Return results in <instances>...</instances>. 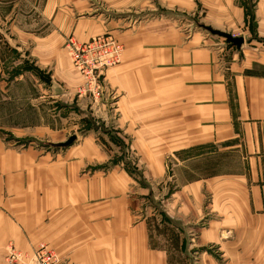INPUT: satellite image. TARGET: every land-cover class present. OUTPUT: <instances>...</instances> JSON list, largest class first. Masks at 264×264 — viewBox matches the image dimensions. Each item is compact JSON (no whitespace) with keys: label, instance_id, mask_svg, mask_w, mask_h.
<instances>
[{"label":"crops","instance_id":"0c3cea01","mask_svg":"<svg viewBox=\"0 0 264 264\" xmlns=\"http://www.w3.org/2000/svg\"><path fill=\"white\" fill-rule=\"evenodd\" d=\"M73 1L47 0L35 33L0 18V264L10 243H46L68 264H264V0L252 13L250 0H146L157 18L106 27ZM173 11L191 16L188 32ZM102 30L124 54L93 105L63 45ZM84 109L115 142L80 136L69 120ZM72 135L63 151L39 146ZM122 145L140 157L133 171L111 159ZM158 165L159 178L139 174Z\"/></svg>","mask_w":264,"mask_h":264},{"label":"rangeland","instance_id":"374dc122","mask_svg":"<svg viewBox=\"0 0 264 264\" xmlns=\"http://www.w3.org/2000/svg\"><path fill=\"white\" fill-rule=\"evenodd\" d=\"M46 1L47 0H0V18H3V17L10 18V20H11L10 23H11L12 27L19 28L21 30V32L35 33L36 28L40 27V25H41L42 9H43L42 6L45 4ZM79 1L84 2V5L89 8L88 12H84V13H88L87 17L98 18L99 15H102L101 20H100V24L103 27L108 26L110 23H113L115 25H116V23L120 24L119 23L120 20H121L120 21L121 25L126 26L129 24L128 26H131L132 24L137 23L139 21L144 22V21L149 20V19L150 20L155 19L159 16V13H157L158 9L153 10V7H151V10H153L154 13H148L149 8L144 7L146 4V0L141 1L138 5V7H140V4L143 5L144 9L147 10V12L144 11V12H146L144 14H136L134 12H127L128 9H130L132 11L133 8H135L137 6L136 4L133 6H128V8H118L117 3L111 2L109 0H107L110 2L109 4L105 3L104 0H74L73 2L75 3V2H79ZM149 1L151 2L152 6H154V4H156V5L163 4L161 1L159 2L160 4H158L156 2L157 0H149ZM74 3H71L69 7L75 6ZM249 5H250L249 8L251 9V13H252L253 8L255 6V0H250ZM100 6L103 7V8H101L102 11H99V9H98ZM135 9H138V8H135ZM173 12H174V14H171L170 17H176V18L178 17L177 19L175 18L177 20V23H179V25L181 24L182 28L185 29V32H188L186 30V27L188 25H191V23H192L191 20L188 19L191 16H189L186 19L184 17L183 12H178V11H173ZM176 12L179 14V16L175 15ZM105 13H106V15L104 17L103 15ZM76 16H78V14H76ZM250 23H251L250 24L251 28H253L254 20L252 19V21ZM3 27L7 31L10 30V24H6ZM109 33L110 32H108V31H103V30L99 31V33H95L94 35H92L88 41H90L92 38H95L98 36H105V35H108V36L112 37L113 39H115L116 41H118L113 35H111ZM231 35H234L236 38H243V32L242 31H236L235 33H231ZM218 39H221V38H218ZM71 41L75 42L77 44L78 43H85L88 41L82 42V41H79L74 36H71L65 40L64 45H63V52L65 53L66 58H68L70 64L75 68L79 78L81 79L80 84L74 90L76 97L79 100L81 99V101L91 99L93 105H95V104L99 105L102 102V99L104 100L103 95H105V94L102 92L105 91L104 90L105 84L103 82V89L101 92L98 91L97 89L94 90L93 92L88 90L89 86L87 84V81L85 80L83 75H81V73L77 70V68L74 66V64L71 62V59L67 53L68 52L67 51V45ZM221 41L227 42L226 39H224V38ZM118 43L122 46L123 54H124V45L120 42H118ZM82 108H83V106H82ZM85 109L88 110L87 108H85ZM85 109H84V114L81 115V117H76V113H75L74 116L71 117V119L69 120L70 123H73V127L75 128L76 131L79 132L80 136L83 137L90 130L101 131L102 140L104 141V143L115 142L116 140L113 137V135H111V134L104 135V134H107L110 130H112L111 125L108 124V122L106 124V122H104L101 119V117L95 118V115H91V114H88L89 116L86 115ZM109 110L111 111L110 108H109ZM83 117H84V121L80 122V120ZM111 124L113 125V123H111ZM87 128H89V129H87ZM71 137H74V136L72 135V136H70V138ZM95 137H97V136H95ZM117 141H119V139H117ZM39 146L41 148L49 149V151H53V152H55V151L59 152L60 150H62V151L64 150V148H56L54 146H50L49 144H46V141H44L43 143L42 142L39 143ZM123 147H124L123 145L119 146V148L117 150H115V152L112 154L111 159L113 161L123 162V165L125 167H129V169L131 171H133L134 170L133 167L136 166V160L137 159L140 160V157L137 155H133L130 152H126L125 150H122ZM158 170H160L162 172L163 167L161 168L160 165L154 166V168L149 167V169H144L142 167V169L139 170V174L141 176H143L144 173H146L144 176H146L148 178V180L151 177L159 178L158 173H160V172H158ZM148 183H150V182H148ZM145 184H147V183H145ZM162 184H163V181L160 177V180L157 181V184H156V185H158L156 188V192L154 193V195L151 198V201H152L151 203L154 205V207L161 208L162 200H163L162 189H161ZM146 207H147L146 203H144L142 205V208L146 209ZM42 244L45 246L46 252L52 253L56 257L55 258L56 261L52 260V262H55V263L51 262V264H68L66 260L59 258V256L50 247V245H48L46 243H41V244L37 245V247L35 249H33L31 251H27V252L17 249L12 243H10L7 246L6 254H5V256L3 258L4 260L2 262H3V264H39L38 261H39V258L41 257V252L39 251V248H40V245H42Z\"/></svg>","mask_w":264,"mask_h":264},{"label":"built area","instance_id":"2783aa9c","mask_svg":"<svg viewBox=\"0 0 264 264\" xmlns=\"http://www.w3.org/2000/svg\"><path fill=\"white\" fill-rule=\"evenodd\" d=\"M67 51L71 62L87 81L88 90L91 92L96 89L102 91L106 75L119 66L123 55L122 46L108 35L92 38L85 43L77 44L71 41L67 45ZM45 249L43 244L40 245L39 264H51L52 260L56 261V257Z\"/></svg>","mask_w":264,"mask_h":264},{"label":"water","instance_id":"95a60500","mask_svg":"<svg viewBox=\"0 0 264 264\" xmlns=\"http://www.w3.org/2000/svg\"><path fill=\"white\" fill-rule=\"evenodd\" d=\"M211 33L219 37L225 38L228 43L235 45V46H241L245 42L243 38H236L228 33H223V32H218V31H213V30H211ZM74 141H75V137H71L68 139L67 142L61 143V144H53V146L56 148H66V147L71 146L74 143Z\"/></svg>","mask_w":264,"mask_h":264},{"label":"trees","instance_id":"16d2710c","mask_svg":"<svg viewBox=\"0 0 264 264\" xmlns=\"http://www.w3.org/2000/svg\"><path fill=\"white\" fill-rule=\"evenodd\" d=\"M230 44V43H229Z\"/></svg>","mask_w":264,"mask_h":264}]
</instances>
